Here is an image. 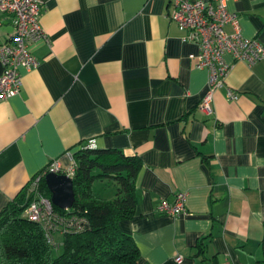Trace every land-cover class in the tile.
Instances as JSON below:
<instances>
[{"label": "crops", "instance_id": "crops-1", "mask_svg": "<svg viewBox=\"0 0 264 264\" xmlns=\"http://www.w3.org/2000/svg\"><path fill=\"white\" fill-rule=\"evenodd\" d=\"M42 1L47 38L29 45L39 63L21 68V93L0 100V213L53 162L69 171L82 146L119 149L143 160L135 216L120 221L140 248L138 264L262 260L264 60L228 55L208 115L199 105L209 71L196 67L199 45L168 17L170 0ZM227 1L242 33L264 44V0ZM14 30L0 11V45ZM94 191L112 199L117 186L97 180ZM178 192L188 213H160Z\"/></svg>", "mask_w": 264, "mask_h": 264}, {"label": "trees", "instance_id": "trees-1", "mask_svg": "<svg viewBox=\"0 0 264 264\" xmlns=\"http://www.w3.org/2000/svg\"><path fill=\"white\" fill-rule=\"evenodd\" d=\"M76 201L71 209L54 206L67 223L80 221V229L61 232L63 241L51 240L45 227L25 216L36 192L24 188L0 213V264H138L140 248L133 236L125 233L120 221L135 216L137 179L143 167L140 156L119 149L82 146L73 155ZM46 174L38 192L50 197ZM109 179L117 186L112 199L94 191L97 180ZM199 245L198 253L204 251ZM62 248L61 253L55 250ZM257 264H264L263 259Z\"/></svg>", "mask_w": 264, "mask_h": 264}, {"label": "built area", "instance_id": "built-area-1", "mask_svg": "<svg viewBox=\"0 0 264 264\" xmlns=\"http://www.w3.org/2000/svg\"><path fill=\"white\" fill-rule=\"evenodd\" d=\"M0 11L13 17L15 28L8 40L0 45V64L4 67L0 75V100H5L22 92L21 68L31 70L39 63L29 45L46 39L47 34L41 24L42 0H0ZM167 15L185 32V40L195 42L200 47L193 57L197 68L209 71V86L199 107L210 115L213 113L215 93L225 86L232 66L227 56L252 65L264 60V44L258 38L242 33L240 14L229 8L227 0H170ZM228 27L233 30L229 31ZM227 95L230 100H235L239 93L230 89ZM52 171L74 177L75 164L65 171L59 162H53L45 174ZM41 177L30 187V191H35L36 195L26 208L25 216L41 223L51 240H55L57 232L80 229L79 220L70 223L64 221L57 215L52 199L38 192ZM158 211L173 216L187 214V193L178 192L173 202L162 200ZM177 260L181 261L182 257L178 256Z\"/></svg>", "mask_w": 264, "mask_h": 264}, {"label": "water", "instance_id": "water-1", "mask_svg": "<svg viewBox=\"0 0 264 264\" xmlns=\"http://www.w3.org/2000/svg\"><path fill=\"white\" fill-rule=\"evenodd\" d=\"M54 205L62 209L73 208L76 201L74 179L66 173L48 172L45 176Z\"/></svg>", "mask_w": 264, "mask_h": 264}, {"label": "rangeland", "instance_id": "rangeland-1", "mask_svg": "<svg viewBox=\"0 0 264 264\" xmlns=\"http://www.w3.org/2000/svg\"><path fill=\"white\" fill-rule=\"evenodd\" d=\"M102 186L104 187V185H101V187ZM96 190H101L100 185H99L98 182H97V185H96ZM61 251H62V248H60L58 250H55V254L58 255L59 253H61Z\"/></svg>", "mask_w": 264, "mask_h": 264}]
</instances>
